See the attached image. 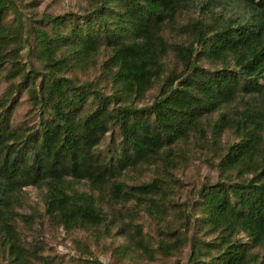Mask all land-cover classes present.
Masks as SVG:
<instances>
[{"label":"trees","instance_id":"16d2710c","mask_svg":"<svg viewBox=\"0 0 264 264\" xmlns=\"http://www.w3.org/2000/svg\"><path fill=\"white\" fill-rule=\"evenodd\" d=\"M83 1L52 15L0 0V261L54 264L19 229L45 216L95 241L121 236L112 264H264V0ZM198 150L217 179L180 202L174 171ZM73 247L75 264H106Z\"/></svg>","mask_w":264,"mask_h":264},{"label":"rangeland","instance_id":"374dc122","mask_svg":"<svg viewBox=\"0 0 264 264\" xmlns=\"http://www.w3.org/2000/svg\"><path fill=\"white\" fill-rule=\"evenodd\" d=\"M87 4L83 0H38L37 7L35 10L38 13H50L52 15L61 14L67 11L79 12L86 8ZM195 14V13H194ZM193 14V15H194ZM192 15V16H193ZM189 16V17H188ZM191 16V17H192ZM190 18V13L180 17L178 21L180 23L185 22ZM164 35L168 41L171 42H180L185 40V36L178 34L174 29L166 28ZM104 58V52H101L99 55V62ZM100 65V63H99ZM100 70H95V68H90L88 72L82 74L78 73V78L80 80L92 79L93 77L99 75ZM3 85L0 87V92ZM153 93V91L149 92ZM25 95L21 96L20 102L21 106L17 109L16 114L21 116L27 108V103L25 101ZM150 94L147 95L146 101H150ZM232 136L229 132H225L221 138L222 142L231 141ZM209 150H198L194 152L189 160L179 168L175 169L174 175L183 182L182 189L177 191L176 197L180 202H184L186 198H192L196 195V190L200 188L201 183L205 181L214 182L217 179L216 171L213 168H210L205 162L204 158L207 155H210ZM205 155V156H204ZM132 175V172H130ZM147 177V174L144 176L139 175L136 178H128L129 183L142 180ZM191 191V192H190ZM27 192V203L34 206L40 213L43 211V203L41 200V193L33 188L29 187L26 189ZM178 195V196H177ZM26 209L29 208L26 205ZM142 214V213H141ZM44 216V215H43ZM137 221L140 219V214L138 215ZM141 220L144 223V229L149 231L151 234H154V225L149 222V219L142 217ZM19 229L22 231L24 236L29 240L36 234L41 235L44 241L47 243V250L44 252L48 257H56L54 264H75L74 260H71L70 257H76L78 252L75 251L73 247V239L79 238L80 240L90 243L92 250L103 263L112 264L113 258H111L110 248L117 244L123 242L121 236H111L104 237L95 241L88 232L82 230L72 231L67 233L62 227H57L56 229L46 221V217H36L35 224L32 226L20 225ZM189 246H187L183 252L179 255L181 263H185L189 253ZM174 257H161L158 256L155 260L150 261L145 258H132L126 257L120 264H173ZM0 264H6L3 261H0Z\"/></svg>","mask_w":264,"mask_h":264}]
</instances>
